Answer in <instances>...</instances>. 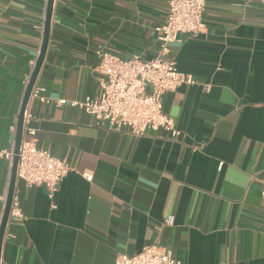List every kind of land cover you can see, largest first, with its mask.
Instances as JSON below:
<instances>
[{
  "label": "crops",
  "instance_id": "crops-1",
  "mask_svg": "<svg viewBox=\"0 0 264 264\" xmlns=\"http://www.w3.org/2000/svg\"><path fill=\"white\" fill-rule=\"evenodd\" d=\"M167 13L166 0L53 1L35 84L51 103L29 101L22 139L32 130L36 145L71 171L54 210L43 186L16 180L23 220L7 223L0 264H115L150 246L178 264H264V0H207L205 31L171 45L169 59L195 82L161 98L179 137L96 126L70 105L100 93L98 47L121 59H153ZM43 22L40 1L0 0L3 153L13 151L10 129ZM9 182L2 155L0 196Z\"/></svg>",
  "mask_w": 264,
  "mask_h": 264
},
{
  "label": "built area",
  "instance_id": "built-area-1",
  "mask_svg": "<svg viewBox=\"0 0 264 264\" xmlns=\"http://www.w3.org/2000/svg\"><path fill=\"white\" fill-rule=\"evenodd\" d=\"M38 1L42 3L43 20H45L48 0ZM166 2L168 13L164 24L158 29L159 49L153 59L144 61L139 55L121 59L101 47L96 49L95 54L98 59L96 73L100 93L97 97L86 98L82 102H70L71 107L79 108L89 115L96 126L104 125L111 130L124 131L135 137L157 131L167 132L173 139L180 136L173 119L164 113L161 98L165 93L173 92L181 85H193L195 82L190 76L180 73L174 61L169 59L170 47L179 42L180 35L196 37L205 31L203 14L207 0H166ZM42 31H44V22ZM34 66L35 63L32 70ZM44 93V88L35 85L30 100L41 104L51 103V99ZM56 103L62 105L65 102L59 100ZM31 118L32 115L26 108L23 114V127ZM17 122L18 116L10 129L13 144ZM27 134L29 138L22 139L17 154L16 180L25 187L43 186L50 207L54 210L56 208L54 198L59 185L71 168L65 161L39 148L33 138L32 130H27ZM2 155L8 160L11 171L13 151L0 152V156ZM221 166L222 164L219 165V169ZM82 176L87 181L92 179L89 174ZM6 196L7 194L0 196L3 208ZM1 216L2 213L0 219ZM22 220L23 214L19 203L13 196L8 222ZM173 224L174 217H168L165 225L171 227ZM115 264H178V262L170 251L159 246H150L137 254L117 257Z\"/></svg>",
  "mask_w": 264,
  "mask_h": 264
},
{
  "label": "water",
  "instance_id": "water-1",
  "mask_svg": "<svg viewBox=\"0 0 264 264\" xmlns=\"http://www.w3.org/2000/svg\"><path fill=\"white\" fill-rule=\"evenodd\" d=\"M53 1L54 0H48L47 2L41 49H40L37 61L35 63V66L30 74L27 86L25 87L21 105H20L19 112H18L17 129H16V135L14 138V145H13V155L14 156H13L12 166H11V171H10V182H9V188H8V193L6 196L5 205H4L1 220H0V256H1V248H2V244L4 240V235L6 232V227H7V223L9 219L11 202L14 196V188L16 184L17 154H18V150H19V147L22 141V135H23V114L29 103L31 91L36 84V80H37V77H38V74H39L43 59H44L45 51L47 48V44L49 40V29H50V20H51V15H52Z\"/></svg>",
  "mask_w": 264,
  "mask_h": 264
}]
</instances>
